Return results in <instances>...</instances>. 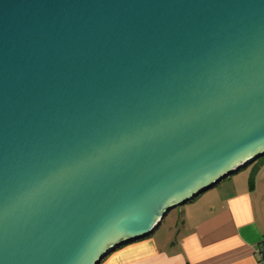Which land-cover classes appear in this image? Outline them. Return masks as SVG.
I'll use <instances>...</instances> for the list:
<instances>
[{
	"label": "water",
	"instance_id": "water-1",
	"mask_svg": "<svg viewBox=\"0 0 264 264\" xmlns=\"http://www.w3.org/2000/svg\"><path fill=\"white\" fill-rule=\"evenodd\" d=\"M264 157V0H0V264H101Z\"/></svg>",
	"mask_w": 264,
	"mask_h": 264
},
{
	"label": "crops",
	"instance_id": "crops-1",
	"mask_svg": "<svg viewBox=\"0 0 264 264\" xmlns=\"http://www.w3.org/2000/svg\"><path fill=\"white\" fill-rule=\"evenodd\" d=\"M242 171L179 211L175 226H182V236L160 240L158 228L101 264H258L264 237V157L252 163V170Z\"/></svg>",
	"mask_w": 264,
	"mask_h": 264
},
{
	"label": "rangeland",
	"instance_id": "rangeland-1",
	"mask_svg": "<svg viewBox=\"0 0 264 264\" xmlns=\"http://www.w3.org/2000/svg\"><path fill=\"white\" fill-rule=\"evenodd\" d=\"M263 159V158H261ZM260 159V160H261ZM248 170H252V164L249 165L247 167ZM245 171H242V173H244ZM235 176H230L228 179H232L234 178ZM228 179H226L225 181L226 182H222L221 184H219V187L222 186V185H225L226 183H228ZM213 189V188H212ZM211 191V189H210ZM209 192V191H207ZM206 193V192H205ZM205 193H203L202 195H200L198 198L194 199L193 201L195 202H199L201 200V196H203ZM186 206H188L187 204L186 205H183L181 207H178L174 210H172L168 216L166 217L165 221L163 222V224L159 227V232H157V238H159L160 240H165V239H168L170 237H172V241L175 240V238H178V236H176V234L182 236L184 234V229L181 227L177 228L175 226V222H179V220L177 219V217H179V211L182 209V208H185ZM178 232V233H177Z\"/></svg>",
	"mask_w": 264,
	"mask_h": 264
},
{
	"label": "built area",
	"instance_id": "built-area-1",
	"mask_svg": "<svg viewBox=\"0 0 264 264\" xmlns=\"http://www.w3.org/2000/svg\"><path fill=\"white\" fill-rule=\"evenodd\" d=\"M258 264H264V237L261 240L257 249Z\"/></svg>",
	"mask_w": 264,
	"mask_h": 264
},
{
	"label": "trees",
	"instance_id": "trees-1",
	"mask_svg": "<svg viewBox=\"0 0 264 264\" xmlns=\"http://www.w3.org/2000/svg\"><path fill=\"white\" fill-rule=\"evenodd\" d=\"M252 184H253V176L250 179V185H251V187H252Z\"/></svg>",
	"mask_w": 264,
	"mask_h": 264
}]
</instances>
